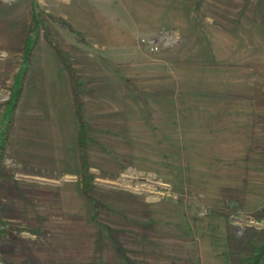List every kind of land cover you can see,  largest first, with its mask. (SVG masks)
I'll return each instance as SVG.
<instances>
[{"label":"rangeland","instance_id":"374dc122","mask_svg":"<svg viewBox=\"0 0 264 264\" xmlns=\"http://www.w3.org/2000/svg\"><path fill=\"white\" fill-rule=\"evenodd\" d=\"M155 2L0 0V135L11 119L22 138L0 158L2 264H237L264 236V102L253 94L264 91V0ZM32 13L34 82L10 110ZM43 28L84 83L95 206L80 192L68 94L46 103L36 83L38 66L62 69ZM42 146L52 150L38 167Z\"/></svg>","mask_w":264,"mask_h":264},{"label":"trees","instance_id":"16d2710c","mask_svg":"<svg viewBox=\"0 0 264 264\" xmlns=\"http://www.w3.org/2000/svg\"><path fill=\"white\" fill-rule=\"evenodd\" d=\"M41 19H38L36 15L32 13L30 19V36L26 39L24 46H23V53L22 58L20 60V72L18 76V81L16 88L13 92V95L7 101V106L10 107V110H14L16 105L19 102L23 82L26 76L27 67L30 63V55L32 53L33 47L35 46L36 41V31L42 23ZM65 22V21H64ZM63 22V23H64ZM65 26L67 30L75 34L76 36H81L80 39L82 40V35L80 32L74 30L69 24L65 22ZM43 38L51 47L57 62L62 66L63 70L66 73L69 89L71 94V101L73 106V111L75 115V122H76V129H75V141L77 147V155H78V168H79V180H80V192L81 194L89 200L93 205H96V199L91 194V184L93 182V177L90 174L91 164L89 161L88 155V144L93 142L92 137L89 135L91 131L90 123L86 120L83 114L82 108V100H81V91L83 88V81L80 75L77 73L76 69L74 68L69 55L62 49V47L51 37L50 32L47 29L43 28ZM255 102L262 103L264 102V91L254 90L253 92ZM12 126L11 119L7 121L4 126V129L1 133L0 137V158L5 151V142L8 136V131ZM181 204L183 205L182 200H180ZM5 227V223H3L0 219V226ZM263 230H264V222H263ZM179 230L182 233L180 236L183 242H187L190 240V237L187 234L192 231L190 226V222L188 218L184 217L179 225ZM247 252L242 254L239 258L237 264H264V236L260 240L256 241H247L246 242Z\"/></svg>","mask_w":264,"mask_h":264},{"label":"crops","instance_id":"0c3cea01","mask_svg":"<svg viewBox=\"0 0 264 264\" xmlns=\"http://www.w3.org/2000/svg\"><path fill=\"white\" fill-rule=\"evenodd\" d=\"M154 1H156L155 3H153V4H150L151 6H153V7H151V8H154V7H156V6H166V7H178V6H181V3H179L180 2V0H162V1H167L166 3H161V2H159V1H161V0H154ZM171 1V2H170ZM148 2L150 3V0H143V3H144V5H148ZM198 2H200L202 5H207V6H219V7H227L229 4L226 2V0H194V2L193 3H195L194 4V6H200L199 4H198ZM193 3H185L184 5H191V4H193ZM198 4V5H197ZM129 5H131V4H129ZM152 11V10H151ZM156 13V12H155ZM189 13V12H188ZM185 15H187V13L185 14ZM180 16L181 17H183V15H181L180 14ZM39 67V69L40 70H38V73H35L34 75L35 76H37L36 77V83H41L42 84V86L41 87H43V88H45V89H43V91L41 92V95H43L44 96V98H45V100H46V103H51V101H53V103L55 102L56 104L59 102V97H65V98H67V94H68V102H70L71 103V110L73 111V106H72V101H71V94H70V89H69V83H68V79H67V76H66V73H65V71L63 70V68L61 69H58L56 66H53L54 68H53V75H49V73H47L46 71H44L43 69H41L40 67H41V65L40 66H38ZM34 70V69H33ZM33 70H31V71H33ZM55 71V72H54ZM27 72H28V68H27ZM26 72V76H25V79H24V81H26V80H28V83L29 84H31L32 82H34L33 81V79H28V73ZM32 74V73H31ZM37 78H38V80H37ZM57 79H59V80H61L60 81V86H63V88L62 89H58V87L59 86H57ZM84 86V85H83ZM28 92V90H26V88H24V82H23V88H22V92H21V96H20V99H19V106L18 107H20V105H27L26 104V102H23V100H22V98L26 95V93ZM34 92V91H33ZM32 92V93H33ZM35 94H32V96L34 95V96H36V94H37V91L36 92H34ZM51 94H52V96H51ZM21 103H23V104H21ZM56 106L57 105H55L54 107H55V109H54V112H59L58 110H56ZM17 107V108H18ZM29 107H31V106H29ZM44 113H46V112H44ZM45 122L44 120H41V122ZM55 122L56 123H58L59 125H60V122L58 121V119H57V117H55ZM12 130H11V132L8 134V136H7V139H6V142H5V152L6 153H8V151L9 152H11V151H14V149H13V147L10 145V144H13L12 142L10 143V140L11 139H13V140H20L21 142H22V138L21 137H19V136H17V133L16 132H12L13 131V125H12ZM75 129H76V123H75ZM65 133V132H64ZM20 134V133H19ZM60 135H59V137H61V133H59ZM74 136H75V133H74ZM24 141V140H23ZM41 141H47V142H49V140H46V139H43V140H41ZM61 141V140H60ZM21 147L20 148H22V144L20 145ZM48 150H52L51 148L50 149H48V148H46V147H44V146H42V147H40L37 151H36V153L37 154H35V157H34V159L36 160V161H38V163H36V165L38 166V167H40V166H45V165H48V164H44L45 162H43V163H41V161H40V159H42V157L46 154V153H48L49 151ZM29 151V152H28ZM30 151H32L30 148H27V153H30ZM39 152H41V154L39 155L38 153ZM16 153H18V152H16ZM9 157L11 158H13L14 159V163H13V165H17V167H19L20 165L18 164V162H20L19 160H20V158L19 157H17V154H11V155H9ZM26 159V158H25ZM21 164V163H20ZM29 165V164H28ZM33 165H35V164H33ZM38 175H41V174H37V173H29V176H31L32 177V179H34V180H39L38 179ZM0 219L1 220H5L4 218H2L1 216H0ZM37 222V224L39 223L38 221H36ZM35 223V222H34ZM0 228L1 229H3L4 228V226H0ZM2 264V263H1Z\"/></svg>","mask_w":264,"mask_h":264},{"label":"built area","instance_id":"2783aa9c","mask_svg":"<svg viewBox=\"0 0 264 264\" xmlns=\"http://www.w3.org/2000/svg\"><path fill=\"white\" fill-rule=\"evenodd\" d=\"M171 42H173V40H171ZM148 46H149L150 51H157L158 50V43L157 42H152ZM0 264H1V262H0Z\"/></svg>","mask_w":264,"mask_h":264}]
</instances>
